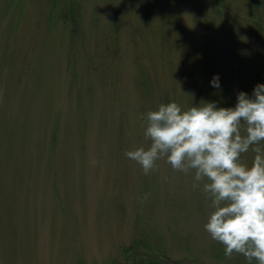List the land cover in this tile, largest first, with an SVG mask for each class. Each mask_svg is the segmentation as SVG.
<instances>
[{"label": "rangeland", "instance_id": "obj_1", "mask_svg": "<svg viewBox=\"0 0 264 264\" xmlns=\"http://www.w3.org/2000/svg\"><path fill=\"white\" fill-rule=\"evenodd\" d=\"M255 2L0 0V264H112L138 237L169 261L248 264L205 230L193 173L161 159L145 175L125 153L149 146L142 117L160 104L252 95L264 72Z\"/></svg>", "mask_w": 264, "mask_h": 264}, {"label": "clouds", "instance_id": "obj_2", "mask_svg": "<svg viewBox=\"0 0 264 264\" xmlns=\"http://www.w3.org/2000/svg\"><path fill=\"white\" fill-rule=\"evenodd\" d=\"M210 83L219 89V76ZM142 119L150 144L127 151L126 157L145 175L161 159L175 171L193 173L192 187L201 189L212 209L204 228L223 245L225 257L242 255L248 264H264V84L251 96L239 92L235 107L201 101L183 110L173 101ZM250 149L255 156L248 166L241 156Z\"/></svg>", "mask_w": 264, "mask_h": 264}, {"label": "trees", "instance_id": "obj_3", "mask_svg": "<svg viewBox=\"0 0 264 264\" xmlns=\"http://www.w3.org/2000/svg\"><path fill=\"white\" fill-rule=\"evenodd\" d=\"M51 3H57L60 0H48ZM257 5L259 0H255ZM255 2V3H256ZM65 5L68 4V18L72 22L73 30L72 32H76L77 24L79 25V17H78V6L73 2H64ZM257 82L255 83L253 89L258 84H264V72L258 75V78H255ZM121 259L115 257L112 259V264H191L186 263L185 261L180 260H165L163 254L160 253L157 248L153 244H151L147 239L144 240L142 238H134L129 245H123L121 247ZM166 261V262H165Z\"/></svg>", "mask_w": 264, "mask_h": 264}]
</instances>
